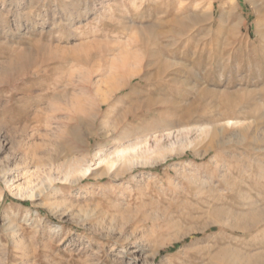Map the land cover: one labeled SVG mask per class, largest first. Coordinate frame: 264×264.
<instances>
[{
	"label": "rangeland",
	"instance_id": "obj_1",
	"mask_svg": "<svg viewBox=\"0 0 264 264\" xmlns=\"http://www.w3.org/2000/svg\"><path fill=\"white\" fill-rule=\"evenodd\" d=\"M0 264H264V0H0Z\"/></svg>",
	"mask_w": 264,
	"mask_h": 264
},
{
	"label": "bare ground",
	"instance_id": "obj_2",
	"mask_svg": "<svg viewBox=\"0 0 264 264\" xmlns=\"http://www.w3.org/2000/svg\"><path fill=\"white\" fill-rule=\"evenodd\" d=\"M199 21V20H198ZM125 58V57H124ZM124 63V62H123ZM192 71V70H191ZM107 82V81H106ZM112 83V82H111ZM125 85V84H124ZM107 90H106V92H107V95H104L103 96V101L105 102V100H107V97H110L109 95L111 94V93H113V92H115V91H117V90H119L121 87L120 86H118L117 84H110V83H108V85H107ZM105 92V91H104ZM105 94V93H104ZM126 118H129V116L127 115L126 116ZM230 121V120H229ZM231 122V121H230ZM230 122H229V124H230ZM232 123V122H231ZM208 133V132H207ZM139 137V136H138ZM137 137V138H138ZM136 138V139H137ZM139 139V138H138ZM129 140V139H128ZM144 140H136V141H134V142H128L129 144L128 145H123L121 148H118V150H115L116 152H115V154L117 155V157H125V154H127L128 152H130V151H134V150H136L138 147L140 148V146H139V144L141 145V143L143 142ZM146 141V140H145ZM146 143V142H145ZM144 143V144H145ZM100 151V150H99ZM98 152V151H97ZM101 153H102V151H101ZM104 154V155H103ZM111 154H113L112 153V151H109L108 152V149L107 150H105V151H103V153H102V155L104 156V158L103 157H101V158H103L102 160H106L107 161V163H108V165H109V168H111L112 166H114V164H115V159H113V158H111L110 157V155ZM96 155V154H95ZM101 155V156H102ZM96 156H98L99 157V155L97 154ZM111 156H113V155H111ZM98 157H95V158H97L98 159ZM79 161V160H78ZM106 161H104V162H106ZM73 162H74V160H73ZM76 162H77V159H76ZM103 162V161H102ZM75 162H74V164L72 163V162H70L69 164H68V168L66 169V171L64 172V170H62V172H64L63 174H64V176L65 177H68V176H70L71 174H73L74 172H77V173H81V174H86L89 170H90V168H89V165L88 166H85L84 167V165L83 166H81V165H77V166H75ZM79 164H80V162H79ZM86 164H87V162H86ZM98 164H99V162H98ZM60 167V166H59ZM64 167V166H63ZM61 169H63V168H61ZM19 190L21 191V188H19ZM30 191V190H29ZM21 194V193H20ZM33 196V191H30V194H28V196ZM256 219V218H255ZM258 220V219H257ZM12 222H11V224L9 225V226H13L14 224H16V221H15V219H12L11 220ZM236 226V224L235 225H232V228H234ZM238 227V226H237Z\"/></svg>",
	"mask_w": 264,
	"mask_h": 264
}]
</instances>
